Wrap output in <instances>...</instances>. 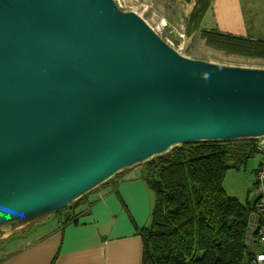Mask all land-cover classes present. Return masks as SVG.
I'll return each mask as SVG.
<instances>
[{
  "label": "water",
  "instance_id": "95a60500",
  "mask_svg": "<svg viewBox=\"0 0 264 264\" xmlns=\"http://www.w3.org/2000/svg\"><path fill=\"white\" fill-rule=\"evenodd\" d=\"M264 136V68L182 54L116 0H0V236L121 171Z\"/></svg>",
  "mask_w": 264,
  "mask_h": 264
},
{
  "label": "trees",
  "instance_id": "16d2710c",
  "mask_svg": "<svg viewBox=\"0 0 264 264\" xmlns=\"http://www.w3.org/2000/svg\"><path fill=\"white\" fill-rule=\"evenodd\" d=\"M210 3L195 1L189 33L199 32L208 46L228 54L264 58V39L203 27ZM255 142L237 138L186 143L148 161L141 172L154 205L149 223L140 229L142 264H245L250 259L246 237L254 206L231 197L224 180L229 170L261 153ZM125 170L106 183H117ZM91 193L57 211L64 215L63 224L78 223L95 202Z\"/></svg>",
  "mask_w": 264,
  "mask_h": 264
},
{
  "label": "crops",
  "instance_id": "0c3cea01",
  "mask_svg": "<svg viewBox=\"0 0 264 264\" xmlns=\"http://www.w3.org/2000/svg\"><path fill=\"white\" fill-rule=\"evenodd\" d=\"M247 1L255 13V7H264V0ZM246 9L245 0H211L203 27L260 38L262 34L252 32ZM107 183L91 191L95 202L78 223L63 224L62 214L54 223L48 224L50 217L10 236L0 246V264H142L140 229L150 221L154 194L139 168L125 170L115 184Z\"/></svg>",
  "mask_w": 264,
  "mask_h": 264
},
{
  "label": "rangeland",
  "instance_id": "374dc122",
  "mask_svg": "<svg viewBox=\"0 0 264 264\" xmlns=\"http://www.w3.org/2000/svg\"><path fill=\"white\" fill-rule=\"evenodd\" d=\"M195 1L196 0H191V2H185L184 0H116L121 9L135 11L140 14L165 40L188 57L230 66L264 68V58H252L243 55L228 54L224 51L208 46L201 39L199 32L189 33L187 26L188 17ZM245 5L247 8L249 25L251 27L254 25L252 32L254 34H258L259 32V34L262 35L257 37L264 38V31H262L264 30V7H255V9L258 8V11L255 13L253 8L250 9L247 0H245ZM257 24L260 25V29L255 27ZM255 140L257 141V138H255ZM149 160L129 167L126 170L130 168H139V170H142ZM263 161L264 153H257L241 168L231 169L227 172L224 186L231 197L238 199L243 204H248L252 207L254 206L257 199L255 190L257 179L256 171ZM59 215L60 213L56 212L48 217L42 218V220L40 219L25 226H21L16 222L2 226L0 246L6 244L8 239L11 238L10 236L22 235L25 233V229H28L31 226L34 227V224L37 222L44 223L51 217L48 224L54 223ZM14 242L18 243L16 242V239ZM9 244H11V242ZM252 248H254V246H249V249Z\"/></svg>",
  "mask_w": 264,
  "mask_h": 264
},
{
  "label": "built area",
  "instance_id": "2783aa9c",
  "mask_svg": "<svg viewBox=\"0 0 264 264\" xmlns=\"http://www.w3.org/2000/svg\"><path fill=\"white\" fill-rule=\"evenodd\" d=\"M258 150L264 153V136L256 141ZM257 199L250 211V221L247 230V243L252 248L250 259L245 264H264V161L257 170L255 183Z\"/></svg>",
  "mask_w": 264,
  "mask_h": 264
}]
</instances>
